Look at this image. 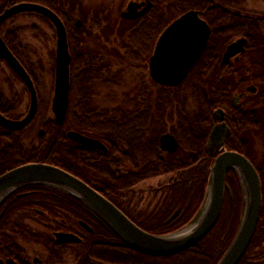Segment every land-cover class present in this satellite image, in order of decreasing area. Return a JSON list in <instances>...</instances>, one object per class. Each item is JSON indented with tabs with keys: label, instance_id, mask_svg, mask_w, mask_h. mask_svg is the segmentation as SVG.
<instances>
[{
	"label": "flooded vegetation",
	"instance_id": "obj_1",
	"mask_svg": "<svg viewBox=\"0 0 264 264\" xmlns=\"http://www.w3.org/2000/svg\"><path fill=\"white\" fill-rule=\"evenodd\" d=\"M160 1L162 0H158V3L154 0H129L127 4L144 2L145 6L134 11L133 18L126 20L147 17L151 11H154L153 15L165 14L166 9L162 6L164 3L161 4ZM207 1L226 15L222 26L228 41L222 50L216 53V50L208 46L211 27L202 18V12L190 9L161 25L155 35L147 36L146 46L149 53L145 55L144 66L148 83L156 90L181 87L207 89L209 82H204V79L210 81L215 71L221 73L224 96L222 108H216L211 115L205 116L181 114L178 112L180 101L177 99L145 97V114L141 120L142 161L141 165H135L132 156L133 115L116 113L120 104L132 103V98H121L123 100L118 105L109 107L116 112L102 116L100 112L103 107L99 101H109L110 104L116 102L113 91L117 84L104 83L96 75L89 76L80 85L81 90L75 91L73 87L71 101L74 105L68 115L65 113L62 123V164L53 165L42 161L52 158L53 131L48 129L55 122L50 112L49 117L45 115L44 122L33 127L32 124L38 116L36 111L33 119L20 130H9L0 126V176L31 163L56 167L95 190L139 229L155 234L159 233L155 231L163 230V224L169 223L172 228L188 218L186 223L189 222L200 208L204 196L203 194L193 212L196 207L193 203L197 198V183L205 184L206 187L210 168L218 155L236 153L251 164L258 179L260 196L255 230L241 264H264V49L261 43L253 44L250 48L249 40L245 36L247 32H251L245 19L253 18L252 28L264 37V12L253 10L255 13H248L244 6L245 0ZM237 3L239 8L234 6ZM190 11L196 12L199 20L208 27L209 35L203 49L187 68L185 76L178 83L175 82V85L173 79L152 78L150 59L159 38L168 26ZM229 13L242 18L237 24V30L231 16H228ZM232 30L236 35L230 34ZM0 36L29 76L39 105L43 100L38 96L37 83L31 71L18 58L14 46L10 44L11 39L4 38L1 33ZM151 38L153 41L150 44ZM238 40L245 41L244 44L241 43L243 50L239 51L235 47L227 50ZM165 51L170 53L169 48ZM97 53L89 52L88 55L95 57L98 56ZM82 58L86 61L87 56ZM70 63L71 59L68 102ZM81 70H86V66L82 65ZM108 70H104V73ZM189 73L198 75L195 79L200 82L187 83ZM17 85L20 86L19 89ZM101 90L106 91L105 96H102ZM52 94L53 82L48 98L49 110ZM147 94L150 95L148 91ZM29 103V90L17 73L0 59V116L10 121L21 120L27 113ZM166 103L170 105L158 109L157 112L155 105ZM22 105H27L24 114L19 111ZM217 110L222 112L218 114L219 117L214 116ZM71 132L92 143L71 140L68 135ZM244 199L239 174L234 169L226 170L220 212L211 229L214 234L231 233L235 226L234 235L244 207ZM164 217L167 218L165 221ZM94 230L99 232V236L89 237ZM56 234H71L79 241L58 242ZM110 235L111 231L77 199L54 187H24L12 192L0 204V261L3 264H115L125 261V258L120 257L121 254L125 255L122 251L125 246ZM70 251L73 263L68 259ZM97 253L102 254L103 258L98 257Z\"/></svg>",
	"mask_w": 264,
	"mask_h": 264
},
{
	"label": "water",
	"instance_id": "obj_2",
	"mask_svg": "<svg viewBox=\"0 0 264 264\" xmlns=\"http://www.w3.org/2000/svg\"><path fill=\"white\" fill-rule=\"evenodd\" d=\"M144 2H129L121 13L124 19L133 18L134 11L143 8ZM21 14H35L46 19L55 34L53 94L50 112L57 126L63 123L67 110L69 91V62L67 34L60 18L47 7L29 2H21L4 9L0 13V25L6 20ZM209 35L207 25L199 20L196 12H187L175 20L163 32L150 59V76L163 77L179 82L187 68L203 49ZM238 40L233 47L241 51ZM170 53L164 52L168 49ZM0 59L4 60L19 76L30 92V103L26 115L18 121H10L0 116V126L9 130L24 128L37 111V97L32 82L13 57L0 36ZM160 80V79H156ZM170 83V82H169ZM172 83V81H171ZM168 84V83H166ZM220 110L214 116H220ZM70 139L82 143L92 141L75 132L68 134ZM216 138V137H213ZM212 138V139H213ZM90 143H88L90 145ZM234 169L239 174L243 193L244 207L236 231L216 264H238L253 236L260 208L259 183L251 164L236 153L218 155L210 168L202 203L194 217L181 228L165 234H150L135 226L113 204L95 190L67 174L45 164L31 163L16 167L0 176V204L14 191L36 185L59 189L77 199L89 212L99 219L119 240L132 250L149 257H169L193 247L201 241L215 225L221 207L223 179L226 170ZM58 242H78L71 234H56ZM0 264H3L0 261ZM5 264H9L6 262Z\"/></svg>",
	"mask_w": 264,
	"mask_h": 264
},
{
	"label": "trees",
	"instance_id": "obj_3",
	"mask_svg": "<svg viewBox=\"0 0 264 264\" xmlns=\"http://www.w3.org/2000/svg\"><path fill=\"white\" fill-rule=\"evenodd\" d=\"M18 2H29V3H36L43 5L53 11L62 21L63 25L65 26L66 34H67V44H68V50L70 54V101L68 102L67 106V112L66 114L73 108L74 103L71 101V96H73V87L75 91L81 90L82 83L84 80H87L89 76L96 75L99 77L102 82L104 83H115L116 79L115 76H110L104 73V70H108V63H105L104 58L101 56H93L92 54H89L86 50L84 51L82 46V37L80 36L82 33L85 37L87 35L88 37H92L94 35L91 34V30L94 28H99L101 33L104 35L107 32V28H100L98 23H92L88 28L84 27H75L73 22L74 19V6H71L70 8H66L65 5L62 3L61 0H0V13L6 9L7 7L18 3ZM167 9L166 13L168 15L165 16V14L161 15H153L154 11H151L150 14L147 17H141L134 21H128L121 19L120 20L123 23H126L127 26L125 29H122L121 34L124 35V43L123 48L125 52V56L131 60L132 62H145V55L149 53L147 48V42L146 39L149 36H153L156 34V31L158 28H161L164 24L172 20L173 18L179 16L180 14L186 12L187 10L193 9L197 10L203 13L202 18L207 20L209 23V26L211 27L212 33L211 37L208 43L209 47H212L214 51L216 50V53H219L222 50V47L225 43H227V39L225 38L222 21L225 18L224 11L219 9L218 7L213 6L211 3H209L207 0H167ZM208 8V10H205ZM209 11V13L207 12ZM23 15H30V16H36L46 22V20L40 16L34 15V14H23ZM231 16V20L234 22V27L237 30L238 23L241 21V17L237 15H231L230 13L228 16ZM160 17V19H158ZM154 19V21H150ZM167 19H170L169 21H166ZM161 20V21H158ZM157 21V22H155ZM48 22V21H47ZM84 19L83 22L84 23ZM254 22L253 18H246L245 24L248 26V28L251 29L250 34L247 32L245 35L249 40L250 48H252L253 44L261 43L262 48L264 49V37L260 34L258 35V32L255 31L254 27L252 28V24ZM49 23V22H48ZM49 25H51L49 23ZM85 25V23L83 24ZM162 25V26H161ZM53 28V27H52ZM119 28L116 30V33H119ZM231 35H236L235 32L232 30ZM148 36V37H147ZM6 36H4L5 38ZM153 38H151L150 44L152 43ZM106 47H103V50H105ZM151 51V48H150ZM101 53V52H100ZM83 56H87L86 61L82 58ZM118 58H120V55H118ZM101 61V62H100ZM86 66V70L82 71L81 66ZM215 65V64H214ZM144 67V66H143ZM88 69H90L88 71ZM53 71V69H52ZM213 77L210 81H207L204 79V82L208 83V88H177V89H163V88H157L155 97L160 99H177L180 101V112L181 114H201L211 115L212 111L216 108H222L223 106V90H222V80L220 79L221 73L214 72ZM198 78V75H195L194 73H189L186 78L187 83H195L200 82V80L195 79ZM188 80V81H187ZM152 94L148 95L147 90L145 89V86H140L139 84V91L135 93V95L132 98V107L130 109H127V107L121 108L117 107V112L112 108H103L101 110V115L105 116L109 113H128L133 115V136H134V144H133V163L135 165H141L142 161V127H141V120L142 115L145 114V103L144 99L147 96H151ZM192 99L194 103V109L191 110L190 113H187L184 110L185 103L188 99ZM170 104H156L157 112H159L158 109H162V107L167 108ZM172 106V105H171ZM87 108H91L90 106H87ZM86 108V109H87ZM81 112V109L78 108ZM88 112V111H85ZM63 128L64 124H61L60 126H57L55 123H52V125L49 127L48 130L53 131V145H52V158H49L47 160H43V162L52 163L53 165H61L63 162ZM160 172V171H159ZM159 174V173H157ZM198 191H197V198L193 204L196 205L193 212L198 207L202 196L204 194L205 190V184L201 185L197 183ZM197 202V203H196ZM167 218L164 217L163 221H165ZM189 219V218H188ZM186 219L184 222H180V224L174 225L172 228L171 224H163L164 228L161 231H155L159 233L155 234H165L169 233L171 231H174L175 229L181 227L186 223L188 220ZM235 229V226H234ZM234 229L228 233L214 234L213 231H211L207 236H205L200 242L196 244V246L188 248L184 250L183 252L169 256V257H149L150 260H156L160 261L161 264H216L217 260L219 259L220 255L228 245L231 237L233 236ZM99 232L97 230H94L93 235H89V237H98ZM116 239V241L120 242L125 246V248L122 250L125 252V255L121 254V258H125V260H129V258H133L135 256H143L146 257L131 248L127 247L121 240H119L112 232L111 235ZM245 256L240 260L238 264H241ZM120 263V262H119ZM115 263V264H119ZM152 262H149V264ZM88 264V263H87ZM93 264V263H89Z\"/></svg>",
	"mask_w": 264,
	"mask_h": 264
},
{
	"label": "rangeland",
	"instance_id": "obj_4",
	"mask_svg": "<svg viewBox=\"0 0 264 264\" xmlns=\"http://www.w3.org/2000/svg\"><path fill=\"white\" fill-rule=\"evenodd\" d=\"M66 8L74 6V26L75 27H86L89 29L90 25L98 23L100 28H107V32L104 35L101 33L99 28L91 30L92 37H88L80 33L82 37V46L84 51L87 52H98V56H102L105 63H108L109 70L106 74L115 76L117 88L114 89L113 95L117 99L114 103H106L104 100H100L101 107L109 108L111 105H118L121 98H133L136 92L139 91L140 86H146L147 91L152 94L154 98L156 89L148 83L147 70L145 69L143 62H132L125 56L123 43L124 35L121 34L122 29H125L127 24L120 20V12H123L127 2L129 0H61ZM158 3V0H154ZM167 0L160 1L164 9H167ZM1 4V3H0ZM236 7H240L239 3L234 4ZM244 6L248 13H255L254 11L264 12V0H245ZM251 9V10H248ZM168 15L165 12V16ZM84 23L85 25H83ZM170 19L166 18V21ZM119 28L120 32L116 33ZM0 33L2 36H6L11 39V45L14 46L18 58L24 66L31 71L32 77L37 83L38 96L43 102L38 105V116L34 120L32 126L35 127L37 124L44 122L45 115L50 116V110L48 105V98L51 92V83L53 81L54 70V50H55V34L54 30L49 23L36 16L30 15H19L5 21L0 26ZM8 39V40H9ZM103 47H106L103 50ZM101 52V53H100ZM120 55V58H118ZM144 66V67H143ZM20 88L19 85L16 86ZM106 91L101 90L102 96H105ZM120 99V100H119ZM154 106V105H153ZM121 108L127 107L130 109L132 103H122ZM27 105H22L19 111L22 114L26 111ZM194 109V103L192 99H188L185 103L184 110L190 113ZM181 110V109H180ZM192 114V113H191ZM27 132V134H29ZM26 134V135H27ZM146 189V187H145ZM221 233V232H219ZM217 233L216 235H218ZM37 252V250L34 248ZM39 253V252H38ZM41 254V253H40ZM102 254H98V257H102ZM110 256V254L108 253ZM145 256V255H144ZM98 259L97 257H95ZM69 262L73 263L72 251L69 252ZM161 264L160 261L150 260L149 257L135 256L120 262L119 264ZM106 263V262H105ZM108 264V263H106Z\"/></svg>",
	"mask_w": 264,
	"mask_h": 264
}]
</instances>
